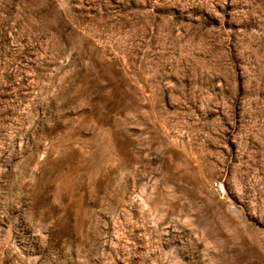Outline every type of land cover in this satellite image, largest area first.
Here are the masks:
<instances>
[{
	"label": "rangeland",
	"instance_id": "1",
	"mask_svg": "<svg viewBox=\"0 0 264 264\" xmlns=\"http://www.w3.org/2000/svg\"><path fill=\"white\" fill-rule=\"evenodd\" d=\"M0 264H264V0H0Z\"/></svg>",
	"mask_w": 264,
	"mask_h": 264
}]
</instances>
